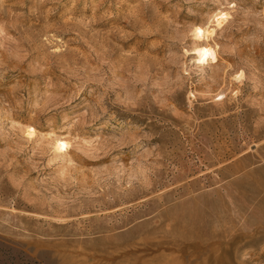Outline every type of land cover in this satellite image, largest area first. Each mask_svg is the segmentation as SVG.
I'll return each mask as SVG.
<instances>
[{
  "label": "rangeland",
  "instance_id": "obj_1",
  "mask_svg": "<svg viewBox=\"0 0 264 264\" xmlns=\"http://www.w3.org/2000/svg\"><path fill=\"white\" fill-rule=\"evenodd\" d=\"M164 208L264 225V0H0V264H133Z\"/></svg>",
  "mask_w": 264,
  "mask_h": 264
},
{
  "label": "bare ground",
  "instance_id": "obj_2",
  "mask_svg": "<svg viewBox=\"0 0 264 264\" xmlns=\"http://www.w3.org/2000/svg\"><path fill=\"white\" fill-rule=\"evenodd\" d=\"M216 15L219 16V18H217L218 21L220 19L222 20L224 12H220ZM219 23L221 22L219 21ZM205 33V28H202L199 25L196 26L194 34H196L197 38L201 39L203 38V36L205 37ZM196 49L201 54L203 60L216 59V49L209 42L197 41ZM28 129L30 134H34V127L29 126ZM53 139L55 147L59 151H66L65 149H67L70 145V141L64 136L57 135ZM238 215L240 216V214ZM181 216H184L183 213L182 215L177 214L176 217L172 218L167 208L160 209L154 217L148 218L147 221H144L147 226L145 225L144 227L140 228L137 231V234L133 233L131 229L128 231V233L132 234H128L127 236L125 235V233L120 234V236L123 235V237L114 240L116 242H111V239L110 242L116 245L120 250H126L125 252L127 253L129 248H133L135 250V262L133 264H161L160 260L164 258L166 254L165 252H169L168 254L172 255V257L168 261H165L166 264H174L173 258H176L179 261L175 264H193L192 259L199 258H205L209 260V263L207 264H233V262H229V260L231 261L233 258H239L238 255L241 251H239L240 249H238V247L242 248V246H240L241 240L244 239L243 241H246L245 238H247L249 239L248 242L251 243L253 242L254 238H258V236H260L261 233L257 232L259 231L258 229H264V225L258 226L257 229H254V227L250 225L251 222L250 224H248L247 222L245 224H248L250 226L247 227L246 225V227L251 229L250 231H248L249 229L237 227L240 223L237 222L238 225L236 226L234 222L229 223L228 225H221L219 230L216 228L217 230L215 229L216 231H214L212 234H205L202 233V230H204V228L201 229V227H197L196 222H194L195 225L183 223L180 219ZM155 217H159V219L154 220ZM260 223L262 224V222ZM256 224H258V222ZM241 226H243V223ZM177 232H180V234L177 235ZM261 232L264 231L261 230ZM254 234L255 236L258 234L259 235L254 237ZM159 236H161L162 238L158 239L160 238ZM262 236H264V233L263 235H261V237ZM259 239L261 238L259 237ZM154 252H160L158 253V257L156 258L157 262L148 261L147 259H141V257L143 258L145 255L152 254ZM137 253L139 254L137 255ZM227 259L228 262L225 261Z\"/></svg>",
  "mask_w": 264,
  "mask_h": 264
}]
</instances>
